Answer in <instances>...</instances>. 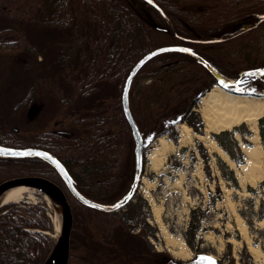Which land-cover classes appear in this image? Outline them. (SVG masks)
Returning <instances> with one entry per match:
<instances>
[{"label":"trees","instance_id":"16d2710c","mask_svg":"<svg viewBox=\"0 0 264 264\" xmlns=\"http://www.w3.org/2000/svg\"><path fill=\"white\" fill-rule=\"evenodd\" d=\"M205 1L0 0L4 11L27 9L20 15L0 14V51L32 45L33 54L44 43L51 53L65 45L47 63L40 61L44 70L40 75L33 64L25 70L11 68L18 80V74L28 72L34 91L42 84L57 96L63 117L58 127L28 143L4 129L7 122L1 118L0 147L46 150L62 162L76 189L88 199L105 205L130 200L140 175L122 94L127 76L145 55L171 46L190 51L163 52L136 73L129 105L144 142L150 133L160 136L175 124L187 122L199 99L214 84L224 85L220 78L228 88L227 84H241L246 77L264 87L260 74L264 69V0ZM32 13L35 16L30 18ZM21 17L31 19L27 22L29 44L15 39ZM233 21L246 28L212 38L214 31ZM141 80L150 82L141 85ZM30 98L34 96L21 100L12 111ZM260 135L264 141V117ZM18 176H42L59 184L81 216H75L68 264L169 262L166 253L145 252V245L129 235L114 212L77 201L43 158L0 156V183ZM46 211V204L24 202L0 208V264H45L57 243Z\"/></svg>","mask_w":264,"mask_h":264},{"label":"rangeland","instance_id":"374dc122","mask_svg":"<svg viewBox=\"0 0 264 264\" xmlns=\"http://www.w3.org/2000/svg\"><path fill=\"white\" fill-rule=\"evenodd\" d=\"M181 1L191 3L196 0ZM210 1L205 3L224 1L235 4L238 0ZM257 1L261 0H251L253 3ZM26 10L24 8L4 11L0 6V14L5 16L20 15ZM34 16L35 13H32L30 18ZM20 20L22 24L15 27L18 31L15 39L29 44L27 22L31 19L21 17ZM244 26L233 21L225 28L214 31L211 36L220 38L238 29H245ZM39 41L42 42V38H39ZM43 45L44 43L40 44L33 54L30 53V49L34 47L32 45L23 46L19 51H0V119L3 118L7 122L4 129L15 132L21 141L28 143L35 142L39 133L54 130L57 122L63 118L55 94L48 93L47 87L42 84H38L34 91L30 86L28 72L24 75L18 74L19 80L11 72L12 67L18 66L25 70L28 64H33L40 75L44 72L40 61L47 63L50 56L54 58V55L65 47L64 44L59 45L53 52L48 53L49 47ZM20 61L27 65L22 67ZM219 80L224 85L214 84L212 88L219 86L234 95L264 97V87L255 83L252 77H246L241 84H227L230 85L229 88L225 86L222 78ZM148 82L150 81L141 80L139 83L144 85ZM32 96L34 98H30L29 103L17 107L16 112L12 111L21 100ZM200 106L201 98L192 114L188 116L187 122L175 124L169 132L160 136L148 134L144 142L143 167L138 174L140 178L135 194L122 207L113 211L114 216L126 227L130 236L136 237L145 245V252L166 253L169 257L166 264H208V260L212 264H261L262 258H258L249 250V244L259 249L264 256V225L259 224L264 220V166L260 173H255L251 178L243 175L241 177L210 149V143L214 140L240 167L246 164L241 144L251 146L247 137L253 133L246 124L231 131L208 133L199 111ZM182 124H187L192 129L190 141L183 145L178 144L182 137ZM258 127L260 134V120ZM157 130L159 128L155 131ZM236 133L241 135V141L236 139ZM197 136L205 139L201 141ZM160 138L171 140L175 146L162 147ZM260 140L264 149L261 135ZM154 153L158 160L156 169H152L148 158ZM19 202L46 204V214L54 228L61 224L60 214L39 193H32L30 198ZM70 205L74 226L77 224L76 214L78 219L81 216L75 213L77 209L74 204L70 202ZM235 214L244 220L249 241L237 229ZM64 225L65 212L62 231ZM51 235L58 237L56 228ZM167 239L175 241L176 250L183 253L181 256H173L167 250ZM229 240H233V243Z\"/></svg>","mask_w":264,"mask_h":264},{"label":"bare ground","instance_id":"6f19581e","mask_svg":"<svg viewBox=\"0 0 264 264\" xmlns=\"http://www.w3.org/2000/svg\"><path fill=\"white\" fill-rule=\"evenodd\" d=\"M199 111L206 124L208 133L217 134L222 131H231L243 124L248 126L249 131L253 134L247 137V140L252 144L251 146L241 144L242 152L246 158L245 165L238 167L214 140L210 143V149L226 161L232 169L236 170L241 177L243 175L246 178H251L255 173H260L264 166V149L260 140L258 122L264 117V97L234 95L219 86H214L201 98ZM191 131L192 129L189 125L182 124V137L178 144L183 145L186 141H190ZM235 137L238 141L242 139L239 133H236ZM197 138L201 141L205 139L201 136H197ZM159 143L162 147L172 148L175 146L171 140H166L165 138H160ZM148 158L152 163V169H156L158 161L156 153L148 156ZM32 193H39L60 214L61 224L55 226L56 236L59 238L62 232L64 209L58 197L49 189L40 186H16L10 188L0 195V208L8 203H17L25 198H30ZM235 221L240 234L249 241L244 220L238 214H235ZM259 224L264 225V220L259 222ZM229 242L233 243V240H229ZM166 248L173 256H181L183 254L182 251L176 250L175 241L167 239ZM249 250L256 254L258 258H262L261 264H264V256L259 249L249 244ZM51 263V260H49L47 264Z\"/></svg>","mask_w":264,"mask_h":264},{"label":"water","instance_id":"95a60500","mask_svg":"<svg viewBox=\"0 0 264 264\" xmlns=\"http://www.w3.org/2000/svg\"><path fill=\"white\" fill-rule=\"evenodd\" d=\"M167 51H182V52L190 53V51L185 47H172V46L158 48L148 53L130 71L129 75L126 78L123 88L122 106L125 117L132 130V134L135 142V167L138 174L141 173L143 167L144 139L130 109L129 90L132 81L136 73L140 70V68L143 67V65H145L150 59ZM261 72H264V70H262ZM0 156L2 157L38 156L40 158H43L57 171V173L63 180L64 184L66 185L67 189L69 190L70 194L77 201H79L81 204L87 207L105 212H113L115 210H118L120 207H122L127 201L126 198V199H122L121 201L113 205H105L86 198L75 188L72 182V178L69 172L67 171V169L65 168V166L62 164V162L57 157L47 152L46 150L40 148L0 147ZM16 186L45 187L50 191H52L58 197L60 204L62 205L65 212V225L60 237L57 238V243L55 245V248L53 249V252L49 256L45 264H47L49 260H51L52 262L51 264H68L70 259V252H71V234L73 230L74 220H73L72 208L68 201L65 191L57 183L46 177L24 176V177H17L2 181L0 183V195L4 191Z\"/></svg>","mask_w":264,"mask_h":264},{"label":"flooded vegetation","instance_id":"af4514ba","mask_svg":"<svg viewBox=\"0 0 264 264\" xmlns=\"http://www.w3.org/2000/svg\"><path fill=\"white\" fill-rule=\"evenodd\" d=\"M59 123H60V122L58 121L57 124L59 125ZM58 125H57L56 127H58ZM56 127H55V128H56ZM18 177H24V176H18ZM13 178H17V177H13ZM10 179H12V178H10ZM7 180H8V179H7Z\"/></svg>","mask_w":264,"mask_h":264},{"label":"snow or ice","instance_id":"6c2138e0","mask_svg":"<svg viewBox=\"0 0 264 264\" xmlns=\"http://www.w3.org/2000/svg\"><path fill=\"white\" fill-rule=\"evenodd\" d=\"M260 74H261V75H264V72H261ZM247 75H255V73H249V74H247Z\"/></svg>","mask_w":264,"mask_h":264}]
</instances>
